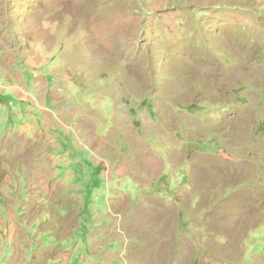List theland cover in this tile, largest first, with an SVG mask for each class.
<instances>
[{
    "label": "rangeland",
    "instance_id": "374dc122",
    "mask_svg": "<svg viewBox=\"0 0 264 264\" xmlns=\"http://www.w3.org/2000/svg\"><path fill=\"white\" fill-rule=\"evenodd\" d=\"M0 59L2 89L76 105L102 136L77 146L87 170L69 164L88 187L63 204L103 239L79 264H264V0H0ZM5 149L0 264H40L47 216L22 215L26 161Z\"/></svg>",
    "mask_w": 264,
    "mask_h": 264
},
{
    "label": "crops",
    "instance_id": "0c3cea01",
    "mask_svg": "<svg viewBox=\"0 0 264 264\" xmlns=\"http://www.w3.org/2000/svg\"><path fill=\"white\" fill-rule=\"evenodd\" d=\"M7 65L0 61V84L14 76L16 64L10 62ZM19 66L22 68L18 70L19 76L25 77L26 72H29L26 70L28 68H25L24 64ZM20 92L21 94L12 88L2 89L0 87V147L1 149L6 148V155H10L12 150L16 151V154L13 157H7L8 159L21 158L26 161V166H19L17 169L24 172L26 182L17 187L12 185L15 192L12 195L17 199L25 194L24 201L31 202L27 212L22 214L30 217L28 221L31 224L37 220L34 217L37 211H39L38 220L40 222L43 221L44 216H47L43 233L36 231L33 233L32 245H35L33 248L49 251L48 258L43 259L40 264H79V251L88 249L95 253L97 250L92 248L100 249L99 243L103 239H99L100 233L98 232V237H88V241L82 242L81 234L76 231L80 218L77 221L76 216L69 212L74 209L68 211V207L63 204V201L68 200L69 197L78 196V199H73L74 204H79L80 199L84 206L85 186L88 187L82 184L80 179H76L77 174L69 164L75 161L80 171L87 170L83 166V156L77 152V146L84 147L83 144L80 145L82 139H87L91 143L103 141L102 136H97L93 128L88 129L81 120L80 122L79 119L72 121L71 113L77 110L76 105L56 107L51 98L49 99L51 105L57 109L46 107L45 101H41L38 108H29L31 104L25 105L28 93H23V90ZM46 99L47 93L44 92L42 100ZM76 116L74 115V118ZM31 117H33V122ZM48 130H56L57 134H48L46 142L50 147H44L41 139L44 140L43 135ZM51 145H57V147ZM53 159L57 162L50 175L51 170L47 169L44 164L46 162L51 164ZM97 163L100 165V162L97 161ZM14 204L15 200H10V205ZM10 213L13 217L18 216L13 209H10ZM58 213H60L59 216ZM64 217H69V226L62 219ZM44 238L47 240L46 245L43 244ZM106 251L111 250L107 247Z\"/></svg>",
    "mask_w": 264,
    "mask_h": 264
},
{
    "label": "bare ground",
    "instance_id": "6f19581e",
    "mask_svg": "<svg viewBox=\"0 0 264 264\" xmlns=\"http://www.w3.org/2000/svg\"><path fill=\"white\" fill-rule=\"evenodd\" d=\"M113 39V38H112ZM109 40V39H108ZM108 44V43H107Z\"/></svg>",
    "mask_w": 264,
    "mask_h": 264
}]
</instances>
